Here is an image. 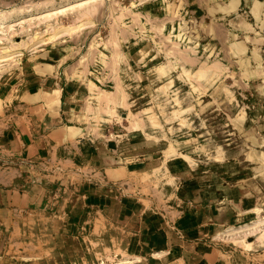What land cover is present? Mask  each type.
I'll return each instance as SVG.
<instances>
[{
    "label": "rangeland",
    "instance_id": "obj_1",
    "mask_svg": "<svg viewBox=\"0 0 264 264\" xmlns=\"http://www.w3.org/2000/svg\"><path fill=\"white\" fill-rule=\"evenodd\" d=\"M0 264H264V0H0Z\"/></svg>",
    "mask_w": 264,
    "mask_h": 264
},
{
    "label": "crops",
    "instance_id": "obj_2",
    "mask_svg": "<svg viewBox=\"0 0 264 264\" xmlns=\"http://www.w3.org/2000/svg\"><path fill=\"white\" fill-rule=\"evenodd\" d=\"M67 127V128H66ZM64 126V127H59L57 130H55V134L56 137H51L52 139L55 140V142L57 144H59L60 146H66V148L72 147L75 148V154L78 153V150H81V142H82V138H85V136H87L88 134V128H86L85 126H78V125H70V126ZM39 141L32 139L30 143L27 144V150L29 153H34L36 151V147L38 146ZM68 146V147H67ZM98 148V147H97ZM98 157L101 158V167L104 169V172L106 174V176L111 179V180H121L122 178H124L125 175H127L129 173V170L125 167V166H115L114 161H112L109 156H105L103 155V153H101V150L98 152L97 154ZM64 161L66 162V164L70 165H75L74 164V160L72 156H64ZM76 163V162H75ZM176 175V174H175ZM139 202V206L141 207V212L139 214H137L138 216H140L141 218H143L146 214H148V210H154L151 208L150 203H148V200H151V198L149 197H145L144 195L141 197H137ZM152 202V201H151ZM169 207V205H167ZM122 211L124 213H126L127 208L125 207V204L122 206ZM180 211L179 208L175 207L168 209V215L169 214H174L176 213V211ZM132 214H135V212L131 211ZM122 213V212H121ZM156 214L155 218L157 219V222L154 226H147L141 229V233L143 234L142 237L144 236H148L150 238V235H157L161 238V243L160 246H155L154 248V252L152 256H157L155 258H160L159 256H168V258H174V259H180L181 255L176 254L179 251L176 249V247H172L169 244V239H168V233L166 232V225L165 223H168V220L163 219L162 216H165L166 213H160L155 211ZM160 213V214H157ZM131 214V215H132ZM126 215V214H125ZM130 216V215H129ZM178 216V215H177ZM131 217V216H130ZM189 217V212L187 211V213L185 215H180L178 216V218H180V220H178V222L180 224L182 223H187L184 224L186 225L188 230H192L189 226L192 223H188L187 221H189L190 219ZM177 221V220H175ZM197 226H199V223H197ZM151 239V238H150ZM137 259H139V256L136 257ZM128 262H132V261H128Z\"/></svg>",
    "mask_w": 264,
    "mask_h": 264
}]
</instances>
